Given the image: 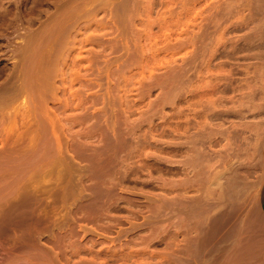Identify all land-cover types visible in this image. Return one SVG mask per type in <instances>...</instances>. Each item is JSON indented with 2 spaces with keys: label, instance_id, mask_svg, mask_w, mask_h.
I'll return each mask as SVG.
<instances>
[{
  "label": "rangeland",
  "instance_id": "rangeland-1",
  "mask_svg": "<svg viewBox=\"0 0 264 264\" xmlns=\"http://www.w3.org/2000/svg\"><path fill=\"white\" fill-rule=\"evenodd\" d=\"M26 37L59 51L54 84L22 92L30 110L14 96L3 122L17 137L0 151L14 163L0 165V188L31 158L26 171L46 166L26 199L37 203L27 237L0 227V264L249 262L242 244L264 226V0H0L5 72ZM28 127L42 133L37 149L15 152L36 137Z\"/></svg>",
  "mask_w": 264,
  "mask_h": 264
},
{
  "label": "bare ground",
  "instance_id": "bare-ground-1",
  "mask_svg": "<svg viewBox=\"0 0 264 264\" xmlns=\"http://www.w3.org/2000/svg\"><path fill=\"white\" fill-rule=\"evenodd\" d=\"M60 2H62V1H60ZM56 4V3H55ZM60 8V7H59ZM90 12H92V11H90ZM60 15H63V14H60ZM7 17V16H6ZM58 17H60V16H58ZM29 18V17H28ZM51 18V17H50ZM69 18V16L67 17V19ZM11 19H13V18H11ZM17 19V18H16ZM58 20L60 19V18H57ZM78 19H79V17H78ZM55 20V19H54ZM65 21H66V18L64 19ZM63 19H62V21H64ZM81 20V19H80ZM79 21V20H78ZM30 22V21H29ZM47 22V21H46ZM52 22H55V21H52ZM63 23H66V22H62V25L64 26V24ZM68 23H70V20H69V22ZM68 23H67V25H68ZM74 23V22H73ZM50 24L51 23H48V25L50 26ZM56 25V24H55ZM54 25V26H55ZM33 26V25H32ZM41 26V25H40ZM70 26V25H69ZM51 27V26H50ZM56 27V26H55ZM67 27V26H66ZM4 28V27H3ZM20 28V27H19ZM46 28H48V27H46ZM58 28H59V26H58ZM31 29V28H30ZM37 29V28H36ZM40 29V28H39ZM53 29H56V28H53ZM67 28H62V29H60V31L59 32H57V34H56V36L54 37V36H52V34L50 33L49 34V36L51 35L52 37H53V39L55 38V40L56 41H59V42H61V39L63 40V38H65V33H66V30ZM31 30H33V29H31ZM38 30V29H37ZM41 30V29H40ZM40 30H38V31H40ZM27 31V30H26ZM28 31H29V29H28ZM3 32V31H2ZM55 32V31H54ZM71 32H72V30H71ZM47 33L48 32H46L45 33V35L44 36H46L47 35ZM3 34V33H2ZM39 35V36H38ZM38 35H36V36H34L33 35V37H35L36 39L38 38V37H41L40 36V34H38ZM54 35V34H53ZM22 36V35H21ZM20 36V37H21ZM27 36H28V34H27ZM11 37V36H10ZM23 37V36H22ZM48 37V35L46 36V38ZM27 38V37H26ZM28 38H30L29 36H28ZM27 38V39H28ZM45 38V37H44ZM51 38V37H50ZM41 39H43V38H41ZM66 39V38H65ZM6 40H7V38H6ZM29 40V39H28ZM49 38H47L46 39V41H45V39H43V41H45V42H48V44H49ZM52 40V39H51ZM25 42V44H23V47L20 49L19 47H18V49H20L19 51H17L18 52V54H17V56H21L20 57V59H17V61H19V63L17 64V62H16V66L15 65H13V67L15 66V68H13L12 70H9V71H7V72H5L4 70H7L5 67L3 68V66H1L0 67V125H2L1 127V129H0V140L2 139V141H0L1 143L2 142H4V145L5 146H2V144H1V147H0V151H4V149L5 148H7V147H9V151H11L12 152V149L10 148V146L9 145H6L5 143H7L8 142V140H7V142H5L6 140L4 139L5 137L7 138V139H10V138H15V137H17V136H13V135H15L16 133H18V132H14V134H11L12 135V137H11V135H9V133L11 132V131H9L8 130V128H6L5 127V125H4V117L6 116L7 118L10 116V115H8V113L7 112H9V108H10V106H11V103L12 102H14L17 98L15 97V100L13 101V99H14V96L16 95V96H18L19 94L21 95V94H23L22 92H28V94H31V93H33V92H38L39 94H40V92L43 90V89H45V88H47V87H50V86H52V85H50L49 86V82L51 81V80H49L50 79V76H51V74L50 73H52L51 72V67H52V63H54V62H52L51 60L53 59V57H52V59H50L51 58V56H52V54L53 53H58L57 51H54L53 53H52V51L47 47L48 46V44L47 43H45V45H42V41L40 42L41 43V45L39 46V47H34L33 46V44L31 43L32 42V40L30 39L29 41H24ZM53 42V41H52ZM63 42V41H62ZM65 42V41H64ZM63 42V43H64ZM67 42V41H66ZM23 43V42H22ZM36 43V42H35ZM34 43V44H35ZM112 43V42H111ZM47 45V46H46ZM50 45H51V41H50ZM53 45V44H52ZM64 45V44H63ZM62 46V45H61ZM66 46H68V45H66ZM49 47H51V46H49ZM53 47V46H52ZM64 47V46H63ZM69 47V46H68ZM17 49V48H16ZM63 49V48H62ZM64 49H65V47H64ZM63 49V50H64ZM56 50H60V49H56ZM14 52H16V50L14 51ZM21 53V55H20V53ZM14 54V53H13ZM16 54V53H15ZM0 56H2V54L0 55ZM66 56V55H65ZM131 56V55H130ZM129 58V57H128ZM83 59V58H82ZM93 59H95V58H93ZM84 60V59H83ZM96 60V59H95ZM128 60V59H127ZM55 61V60H54ZM130 61V60H129ZM92 62V61H91ZM99 62V61H98ZM125 62V61H124ZM77 64V63H76ZM75 64V65H76ZM122 64V63H121ZM92 65H93V63H92ZM94 65H95V63H94ZM96 65H97V63H96ZM124 65V64H123ZM5 66V65H4ZM78 66V65H77ZM77 66H75V67H77ZM61 67V66H60ZM91 67V66H90ZM68 69V68H67ZM63 70V69H62ZM117 70V69H116ZM57 72V71H56ZM54 73V72H53ZM95 73H97V72H95ZM65 75V74H64ZM76 75V74H75ZM60 77H61V75H60ZM80 77V76H79ZM54 81V80H53ZM53 81H51V84H54L53 83ZM56 82V81H55ZM68 82V81H67ZM81 82H82V80H81ZM85 82H87L86 80H85ZM101 82V81H100ZM66 83V82H65ZM72 83V82H71ZM86 84V83H85ZM55 86V85H54ZM56 87V86H55ZM66 88V87H65ZM89 88V87H88ZM64 90V89H63ZM51 91V90H50ZM103 91V90H102ZM41 94H42V92H41ZM40 94V95H41ZM95 94V93H94ZM104 94H105V92H104ZM35 95V94H34ZM37 96V95H36ZM102 96V95H101ZM73 97V96H72ZM20 98V97H19ZM22 99H20L21 101H22V105L24 106H27L26 104H30V102L28 101V99L30 100V98H28L27 97V95H24L23 94V96L21 97ZM34 99H35V97H34ZM44 99V98H43ZM94 99H95V97H94ZM94 99H92L93 101H94ZM100 99H101V97H100ZM46 100V99H45ZM91 100V101H92ZM18 101H19V99H18ZM64 101V100H63ZM90 101V102H91ZM97 101V100H96ZM16 102V101H15ZM52 102V101H51ZM107 102V101H106ZM46 103H47V100H46ZM97 103V102H96ZM101 103V102H100ZM21 104V103H20ZM32 104V103H31ZM30 104V105H31ZM93 104V103H92ZM63 105V104H62ZM65 105V104H64ZM95 105V104H94ZM18 106V105H17ZM19 107V106H18ZM22 107V106H21ZM28 107V109L30 110V108H29V106H27ZM26 108V107H25ZM24 108V109H25ZM92 108V107H91ZM33 109V108H32ZM25 112V111H24ZM7 113V114H6ZM27 114V113H26ZM8 115V116H7ZM97 115V114H96ZM117 117H118V115H116ZM5 117V118H6ZM38 117V116H37ZM66 118H67V116H66ZM114 118V117H113ZM9 119V118H8ZM29 119V118H28ZM39 119V118H38ZM119 119V118H118ZM88 120H90V118H88ZM6 122H9V121H7V119L5 120ZM23 121H25V122H27L26 120H23ZM97 121H99V120H97ZM10 122H12V121H10ZM9 122V123H10ZM14 122V121H13ZM40 122V121H39ZM75 122V121H74ZM74 122H73V124H74ZM101 122V121H100ZM8 123V124H9ZM38 123V122H37ZM36 123V124H37ZM71 123V122H70ZM7 124V123H6ZM11 124V126L13 125L12 123H10ZM9 124V125H10ZM25 124V123H24ZM35 124V125H36ZM39 124V123H38ZM72 124V125H73ZM94 124V123H93ZM92 124V125H93ZM98 124V123H97ZM96 124V125H97ZM111 124V123H110ZM30 125V124H29ZM28 125V126H29ZM32 125V124H31ZM30 125V126H31ZM91 125V126H92ZM118 125V124H117ZM10 126V127H11ZM27 126V125H26ZM42 126V125H41ZM110 126V125H109ZM5 127V128H4ZM34 127V126H33ZM45 127V126H44ZM95 127V126H94ZM12 128V127H11ZM11 128H9L10 130H11ZM5 129H7V131H5ZM31 129H34V128H31V127H28V129L27 130H25V133H26V131L27 132H31L32 130ZM91 129V128H90ZM13 130V129H12ZM22 130V129H21ZM92 130V129H91ZM5 131V132H4ZM14 131V130H13ZM36 130H34V132H35ZM41 131H42V128H41ZM40 131V132H41ZM2 132H3V136L1 135L2 134ZM6 132L8 133V135L9 136H7V134H6ZM39 132V133H40ZM69 132V131H68ZM87 132V131H86ZM5 133V134H4ZM31 133H33V132H31ZM33 134H36V137L35 136H33L31 139H30V141H29V143H28V145L25 143V141H23L22 139H17V141L18 142H16V147H14L13 149H14V151L15 152H17V151H22L23 149H24V147L25 146H28V147H26V149H25V152L26 153H31L33 150H36L37 149V142L38 143H40L39 141H36L37 139H38V137L42 134V133H40V135L39 134H37L36 132L35 133H33ZM67 134V133H66ZM102 134V133H101ZM31 135V134H30ZM30 135H29V138H30ZM39 135V136H38ZM2 136V137H1ZM5 136V137H4ZM45 136V135H44ZM73 136V135H72ZM87 136H88V134H87ZM8 137H10V138H8ZM19 137V136H18ZM41 137V136H40ZM13 138V139H14ZM21 138V137H20ZM28 138V139H29ZM66 138H67V136H66ZM69 138H70V136H69ZM75 138V137H74ZM90 138V137H89ZM5 140V141H4ZM12 140V139H11ZM11 140H9V142L11 141ZM14 140H16V138L14 139ZM76 139H74V141H75ZM28 141V140H27ZM32 141V142H31ZM42 141V140H41ZM9 142H8V144H9ZM15 142V141H14ZM13 142V144L15 145V143ZM86 142V141H85ZM12 143V141L10 142V144ZM17 143H19L18 144V146H17ZM76 143V142H75ZM71 144V143H70ZM74 144V143H73ZM39 147H41V146H39ZM49 147V146H48ZM3 149V150H2ZM11 149V150H10ZM22 149V150H21ZM50 150V148H47V150ZM97 149V148H96ZM7 150V149H6ZM7 150V151H8ZM54 150V149H53ZM52 150V151H53ZM66 150V149H65ZM69 150V149H68ZM80 150V149H79ZM40 151V150H39ZM71 151V150H70ZM1 152V153H2ZM6 152V151H5ZM15 152H13V153H15ZM36 152H38V150L36 151ZM66 152V151H65ZM74 152V151H73ZM86 152V151H85ZM10 153V152H9ZM67 153V152H66ZM81 153V152H80ZM11 154V153H10ZM36 154V153H35ZM34 154V158L36 159V157L37 156H39L38 154H36L35 155ZM52 154V153H51ZM54 154V156H55V154L56 153H53ZM4 155V154H3ZM3 155H0V165L1 166H3V165H5L6 163H5V161H4V159H5V156L3 157ZM32 155V154H31ZM64 155V154H63ZM79 155V154H78ZM84 155V154H83ZM20 156H23V155H20ZM24 156H27V155H24ZM24 156L23 157H20V158H23L24 159ZM36 156V157H35ZM65 156V155H64ZM102 156H103V154H102ZM131 156V155H130ZM129 156V157H130ZM19 157V156H18ZM56 157V156H55ZM8 158V157H7ZM28 158V157H27ZM27 158L25 159V160H27ZM45 158V157H44ZM47 158V157H46ZM65 158H66V156H65ZM69 159H71L72 158V155H69V157H68ZM68 158H66V159H68ZM77 158H79V157H77ZM86 158V157H85ZM117 158V157H116ZM43 159V158H42ZM54 159V158H53ZM57 159V158H56ZM83 160H85V159H83ZM87 160V159H86ZM11 163H14L13 161L14 160H12L11 159ZM35 161H37V159L35 160ZM35 161H34V159L33 158H31V159H29V160H27V161H25L24 162V164L23 165H21V166H19V169H20V174L19 175H17V176H14L13 178H12V180L10 181V182H5L6 184L3 186V187H1L0 188V227H1V225H5V224H14L15 226L17 225V226H21L22 227V229L24 230V232H23V234L25 233L26 234V232H29L30 233V231L28 230V229H32V227H30L29 228V225H32L31 223L29 224L28 223V220L29 219H31V216H32V213H31V211L29 210V212H30V215L31 216H29V212H28V210H27V208L28 207H32V206H35V205H33L34 203H31V202H28V204L29 205H27V200L29 201V195H31V194H33V195H31L32 196V198L30 199L31 201L33 200V198H36V193L38 194L39 192H40V189H41V186L39 187V185L37 186V185H35V183H34V181H33V179H34V177H36L35 176V174L38 172V171H40V170H42V169H44V167L46 166V165H43V166H35V167H33V169L32 170H30V171H26L30 166H32V165H34L35 164ZM44 162V161H43ZM83 162V161H82ZM11 163H8V164H11ZM17 163V162H16ZM15 163V164H16ZM8 164H6V165H8ZM91 164V163H90ZM5 165V166H6ZM13 165V164H12ZM50 165V164H49ZM53 165V164H52ZM88 165V164H87ZM13 166H15V165H13ZM7 167V166H6ZM16 167H17V165H16ZM10 168V167H9ZM72 168V167H71ZM11 169V168H10ZM14 169H16V168H14ZM14 169H11V170H14ZM18 169V168H17ZM54 169V168H53ZM80 169V168H79ZM78 170V169H77ZM26 171V172H25ZM54 171H56V170H54ZM7 172V171H6ZM74 172H76V171H74ZM11 174H16L15 172H10ZM51 173H54V172H51ZM65 173V172H64ZM4 174H9V172L8 173H4ZM18 174V173H17ZM55 174V173H54ZM67 174H68V172H67ZM1 176H3V175H1ZM50 176V175H49ZM78 176V175H77ZM81 176V175H80ZM9 177V176H8ZM7 177V179L6 180H8V179H10V178H8ZM98 177V176H97ZM3 178V177H2ZM2 178L0 177V179L2 180ZM49 178V177H48ZM4 179H5V176H4ZM65 179V178H64ZM73 179V178H72ZM36 180H38V179H36ZM38 181H40V180H38ZM56 181V180H55ZM63 181V180H62ZM80 181V180H79ZM38 184V183H37ZM53 184H54V182H53ZM57 184V183H56ZM46 186H48V185H46ZM55 186V185H54ZM45 187V185L42 187V188H44ZM52 187H53V185H52ZM63 188V187H62ZM61 188V189H62ZM5 193V195H2V193ZM58 192V191H57ZM56 192V193H57ZM47 193V192H46ZM29 194V195H28ZM45 193H43V195H44ZM35 195V196H34ZM27 199V200H26ZM38 199V198H37ZM41 199V198H40ZM35 200V199H34ZM33 200V201H34ZM39 200V199H38ZM35 202V201H34ZM37 202V201H36ZM30 204H32V206L30 205ZM44 204V203H43ZM42 204V205H43ZM28 206V207H27ZM37 206V205H36ZM32 209V208H31ZM45 209V208H44ZM36 210V209H35ZM33 212V211H32ZM36 211H34V213H35ZM34 216V215H33ZM32 216V217H33ZM37 216H38V213H37ZM33 219V218H32ZM32 219H31V221L30 222H32L33 223V221L35 220H33L32 221ZM36 220H38V218H36ZM45 220V219H44ZM46 221V220H45ZM42 222V221H41ZM47 222H48V220H47ZM27 223V224H26ZM35 223V222H34ZM45 223V222H44ZM29 224V225H28ZM47 224V223H46ZM14 225H13V227H14ZM35 225V224H34ZM43 225V224H42ZM47 225H49V224H47ZM25 226H27V228L28 229H26L25 228ZM35 226H37V225H35ZM40 226V225H39ZM21 227L19 228V231L20 230H22L21 229ZM24 227V228H23ZM49 227V226H48ZM17 228V227H16ZM1 229V228H0ZM26 229V230H25ZM35 229H37V228H35L34 226H33V230H35ZM22 230V231H23ZM40 230V229H39ZM2 231H4L5 232V230H3L2 229ZM43 231V230H42ZM38 232H40V231H37L36 232V234L35 233H33V231L31 230V233L33 234V236H35V235H37L38 237L40 236V235H38L37 233ZM44 232V231H43ZM2 232H1V230H0V234H1ZM18 233V232H17ZM41 233V232H40ZM39 233V234H40ZM14 235V234H13ZM26 237H27V234H26ZM25 237V239H29V238H26ZM54 237V236H53ZM22 238V237H21ZM24 238V237H23ZM33 238H35V237H33ZM33 238L31 239H29V240H33ZM24 239V240H25ZM39 239V238H38ZM37 238H36V240H38ZM19 241H21L20 239H19ZM38 241H40V240H38ZM29 242V241H28ZM32 242V241H31ZM58 243V242H57ZM15 244V243H14ZM26 244H27V241H26ZM25 244V246H27L28 248H31V247H29V245H26ZM32 244H33V242H32ZM34 245H36L35 243H34ZM24 246V247H25ZM30 246H32V245H30ZM44 246V245H43ZM55 246V245H54ZM23 247V248H24ZM26 248V247H25ZM36 250V249H35ZM29 251H31V250H28L27 252H29ZM39 251V250H38ZM43 251V250H42ZM20 255V254H19ZM23 255V254H22ZM11 256V255H10ZM17 256V255H16ZM13 257V256H12ZM18 257V256H17ZM27 257V256H26ZM31 257H32V255H31ZM33 257H35V256H33ZM47 257V256H46ZM28 258V257H27ZM37 258V257H36ZM9 259V258H8ZM10 259H12V258H10ZM17 258H14V260H16ZM30 259V258H29ZM32 259V258H31ZM13 260V261H14ZM16 261H19V260H16ZM8 262V261H7ZM11 261H9V263H10ZM12 263V262H11ZM6 264H8V263H6Z\"/></svg>",
  "mask_w": 264,
  "mask_h": 264
},
{
  "label": "crops",
  "instance_id": "crops-1",
  "mask_svg": "<svg viewBox=\"0 0 264 264\" xmlns=\"http://www.w3.org/2000/svg\"><path fill=\"white\" fill-rule=\"evenodd\" d=\"M257 209L264 220V179L257 192ZM250 237L242 244L241 255H249L251 260H243L241 264H264V226L254 222L251 227Z\"/></svg>",
  "mask_w": 264,
  "mask_h": 264
}]
</instances>
